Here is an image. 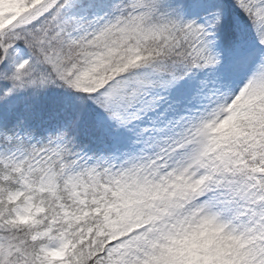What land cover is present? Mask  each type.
Returning a JSON list of instances; mask_svg holds the SVG:
<instances>
[{
	"label": "snow or ice",
	"instance_id": "snow-or-ice-1",
	"mask_svg": "<svg viewBox=\"0 0 264 264\" xmlns=\"http://www.w3.org/2000/svg\"><path fill=\"white\" fill-rule=\"evenodd\" d=\"M0 264H264V0H0Z\"/></svg>",
	"mask_w": 264,
	"mask_h": 264
}]
</instances>
